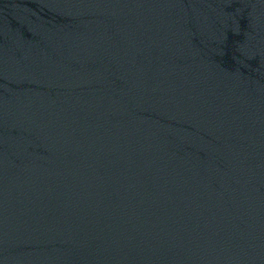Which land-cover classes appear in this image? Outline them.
I'll use <instances>...</instances> for the list:
<instances>
[{
	"label": "water",
	"instance_id": "obj_1",
	"mask_svg": "<svg viewBox=\"0 0 264 264\" xmlns=\"http://www.w3.org/2000/svg\"><path fill=\"white\" fill-rule=\"evenodd\" d=\"M0 264H264V0H0Z\"/></svg>",
	"mask_w": 264,
	"mask_h": 264
}]
</instances>
